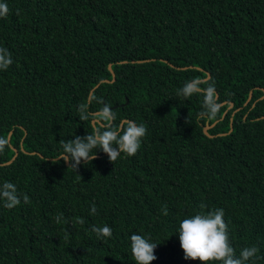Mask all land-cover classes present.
Masks as SVG:
<instances>
[{"label": "trees", "instance_id": "16d2710c", "mask_svg": "<svg viewBox=\"0 0 264 264\" xmlns=\"http://www.w3.org/2000/svg\"><path fill=\"white\" fill-rule=\"evenodd\" d=\"M0 2V47L13 59L0 70V137L11 132L0 184L30 198L0 203V264H135L132 234L158 244L152 264H198L183 258L177 229L216 208L236 256L255 245L247 264H264V0ZM109 64L114 80L94 88L112 79ZM194 77L215 84L214 118L200 115L202 96L176 95ZM104 104L114 120L92 115ZM122 121L147 129L135 156L114 164L97 150L78 173L52 163L62 140ZM94 225L111 238L97 239Z\"/></svg>", "mask_w": 264, "mask_h": 264}, {"label": "clouds", "instance_id": "9594fccd", "mask_svg": "<svg viewBox=\"0 0 264 264\" xmlns=\"http://www.w3.org/2000/svg\"><path fill=\"white\" fill-rule=\"evenodd\" d=\"M9 13V7L6 2H0V19L6 18ZM17 15L20 11L17 10ZM13 63L11 53L3 47H0V70L6 71ZM199 77H194L185 82L176 95L184 100L190 99L193 95L203 97L202 110L200 115L211 119L214 118L220 110V104L216 100V89L214 83H207ZM87 103H81L77 106L80 119L88 118ZM95 119L103 122L115 119L112 108L104 106L92 114ZM147 134V129L143 125H137L134 121H126L119 130H113L110 124H105L104 130L97 127L92 133L85 136H75L66 142L61 141L62 155L53 158L52 163L56 164L63 160L68 165V169L79 172V167L92 162L97 158V150H101L109 158V162L114 163L125 154L128 157L135 156L141 146L142 138ZM9 141L5 137H0V153H3L8 146ZM95 150V154L93 153ZM21 195L25 204L30 203L27 194H20L17 187L12 182L5 181L0 184V203L8 210H11L21 204ZM203 209L206 206L201 204ZM96 206L91 208V214H96ZM164 215L168 214L167 207L162 209ZM224 209L216 208L208 211L206 214H195L189 218L183 219L177 229L180 247L184 254V259L196 261L198 264H247L248 261L256 258L259 248L255 245L245 247L241 250L239 257L236 256L234 248L231 246L228 225L224 220ZM62 215L54 217L56 223H59ZM83 218H75L74 224H83ZM91 231L96 233L97 239L106 242L112 236V229L107 226H93ZM150 238H145L140 234H132L130 237V250L135 264H152L157 259L154 254L157 248L156 243L149 242Z\"/></svg>", "mask_w": 264, "mask_h": 264}, {"label": "water", "instance_id": "95a60500", "mask_svg": "<svg viewBox=\"0 0 264 264\" xmlns=\"http://www.w3.org/2000/svg\"><path fill=\"white\" fill-rule=\"evenodd\" d=\"M143 61V60H142ZM126 61L124 60V61H120V63H125ZM132 62H141V60H137V61H135V60H133ZM171 66H172V64H170ZM173 67H175V66H173ZM176 68H178V69H185L186 67H176ZM108 69H109V71L112 73V79L111 80H108V79H102V80H100L95 86H94V88H96L101 82H110V81H113L114 80V78H115V75H114V73H113V71H112V69H111V64H109L108 65ZM93 88V89H94ZM92 89V90H93ZM92 90L90 91V94L92 93ZM250 97H251V94H249V96H248V98L246 99V103L249 101V99H250ZM263 97V96H262ZM261 97V98H262ZM128 102V99H126V101H125V103H127ZM232 106V104H230L229 105V107H231ZM225 113H226V111H224L223 112V114H222V117H224V115H225ZM264 117V116H263ZM122 123H123V121L120 123V126H119V128L122 126ZM92 125L94 126L95 125V121L94 120H92ZM214 125V123H212L211 125H205L204 127H203V131L208 135V136H212V135H210V134H208L207 133V130H208V128H210V127H212ZM232 130V123L230 124V129H229V131H231ZM10 135H11V132H9V134H8V136H7V139H8V141H9V139H10ZM17 154H18V150L17 149H14V155L12 156V158L9 160V161H7L6 163H10L11 161H13V159L17 156ZM61 156V155H60ZM60 156H58V157H60Z\"/></svg>", "mask_w": 264, "mask_h": 264}]
</instances>
